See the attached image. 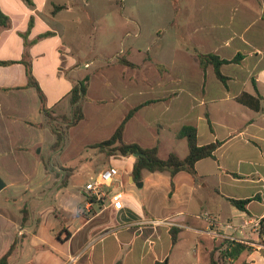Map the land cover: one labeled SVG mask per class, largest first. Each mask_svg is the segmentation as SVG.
<instances>
[{
  "label": "crops",
  "instance_id": "obj_1",
  "mask_svg": "<svg viewBox=\"0 0 264 264\" xmlns=\"http://www.w3.org/2000/svg\"><path fill=\"white\" fill-rule=\"evenodd\" d=\"M188 4L191 16L183 26L176 25V35L187 42L190 38L194 45L176 47L169 66L155 63L156 68L164 67L163 74L156 69L146 76L138 74L139 64L127 58L130 50L125 56L136 68L118 64L124 52H117L95 71L107 69L106 79L113 86L104 89V99L99 100L92 96L93 64L70 54L85 49L79 47V27L91 14L88 1L0 0V11L11 21L9 28L0 29V176L5 189L11 190L10 198L0 203V259L22 237L11 264H156L166 260L169 264H211L212 253L220 264H264V0L256 4L252 0H189ZM171 10L177 14L174 26L180 11L173 3ZM120 17L126 19L125 5ZM194 49L221 59L232 60L238 54L244 58L222 67L229 78L225 86L213 67L206 72L201 69ZM25 61L31 64L46 107L55 116L71 115V90L90 76L85 119L80 124L87 121L91 133L108 132L105 140L131 109L156 100L127 123V144L159 145L161 159L172 153L184 159L189 155L188 142L177 152V142L184 140L177 133L193 125L199 145H222L215 158L196 164V178L187 171L175 176L145 171L143 180L136 182L132 174L136 158L109 157L91 147L100 142L84 146L93 150L84 170L69 167L67 163L76 157L70 152L72 139L68 143L75 127L66 129L63 149L54 151L56 137L41 111L37 90L28 87ZM144 61L153 60L147 56ZM119 67L126 72L116 74ZM145 91L153 92L152 98L134 102ZM245 94L260 97V111L242 103ZM109 100H117L119 108L131 103L110 126ZM91 103L99 105L89 121ZM184 120L193 122L179 126ZM167 130L176 140L169 149ZM109 168H116L119 176L103 187L106 196L98 200L86 186ZM119 194L121 208L114 200ZM255 196L247 211L228 201ZM25 207H29V217L23 223ZM225 241L247 249L235 258L222 259L227 248L216 249Z\"/></svg>",
  "mask_w": 264,
  "mask_h": 264
},
{
  "label": "rangeland",
  "instance_id": "obj_2",
  "mask_svg": "<svg viewBox=\"0 0 264 264\" xmlns=\"http://www.w3.org/2000/svg\"><path fill=\"white\" fill-rule=\"evenodd\" d=\"M88 1V11L91 14H87V19L84 20V26L79 27L81 29V34L79 35L80 45L83 47L84 51L70 52V54L81 57V61L88 60L93 66V85L94 93L93 98L103 100V90L107 87L111 90L113 86L107 81L106 77L109 75L107 69H99L96 73L95 71L107 61V58L113 57L117 52H124L119 55V59L126 57L125 52L130 50L131 53L127 56L128 59L133 60L139 64L140 68L137 70L138 74L143 76L153 74L156 68L155 63H163L169 66L173 50L182 46H193L191 39L188 42L182 38L177 37V32L179 28L176 25H184L187 22V18L190 17L191 5L188 4L189 0H87ZM176 1V2H175ZM256 4V0H252ZM178 8L180 14H178V19H176V24L172 26L173 17L177 16L171 10V4ZM123 5L126 6V19L120 17V10H122ZM82 6H84L82 4ZM85 7V6H84ZM136 13V16L132 15ZM86 14V13H85ZM140 16V17H139ZM139 17V18H138ZM139 22L141 24V30L138 29ZM181 23V24H180ZM78 29V30H79ZM158 31H162L158 37ZM138 33V34H137ZM130 48H133L130 49ZM121 56V57H120ZM149 56L153 61H144L146 57ZM118 59V60H119ZM151 62L153 63L150 64ZM119 64V62H118ZM116 74L121 75L126 72V68L119 67L115 69ZM228 71V70H226ZM162 74L164 71H159ZM210 75V74H209ZM211 76L216 80L214 74ZM118 89V87H116ZM116 92V91H115ZM153 92L145 91L143 95L135 98L134 102H140L152 98ZM129 103H125L122 108L118 107V101L109 100L107 106H109L111 111L110 125H115L118 120V115L123 112L124 109L130 106ZM98 103H91L87 106V112L89 115V121L92 118V111L98 108ZM105 105L102 108L106 107ZM101 108V106H100ZM108 108V109H109ZM113 108V110H112ZM72 115V113H71ZM67 115H53L56 120L50 119V125L58 130H64L67 127V123L62 117H71ZM86 122L80 124V126L75 127L72 133L69 135L70 147H74L71 153L76 154L73 160H70L68 166H78L79 169L84 170L87 166L86 157L93 151L84 146L89 142H101L107 138L108 132L106 131H96L91 133V130L86 128ZM193 121L184 120L179 123V126L191 123ZM165 136L166 148H171L174 146L175 138L171 137L170 131L167 130ZM72 143V144H71ZM176 144L177 152L181 153L182 149L187 147V140H180ZM48 147H45V152L47 153ZM18 150V149H17ZM20 150V149H19ZM20 152V151H19ZM72 155V154H71ZM59 160V159H58ZM5 176V175H3ZM77 182L80 180L76 179ZM11 190L5 189L0 193V203H4L7 198H10ZM28 204L29 201H28ZM29 208V207H28Z\"/></svg>",
  "mask_w": 264,
  "mask_h": 264
},
{
  "label": "trees",
  "instance_id": "obj_3",
  "mask_svg": "<svg viewBox=\"0 0 264 264\" xmlns=\"http://www.w3.org/2000/svg\"><path fill=\"white\" fill-rule=\"evenodd\" d=\"M31 4V0H26ZM64 7H58V9H63ZM262 18L264 19V13ZM11 25L10 18L0 11V29L9 28ZM194 52L198 55L200 67L206 72L209 67H213L215 70V74L217 78L227 86L229 78L222 73V67L224 65L232 64V63H240L243 60V55L238 54L234 59L227 60L221 59L218 55L215 54H206L201 52L199 49H194ZM120 65H124L127 67L136 68L137 65L130 62L126 57H122L118 60ZM15 62H1L2 65H10ZM26 66V72L28 77V87L35 88L40 97L42 108L41 111L45 115V117L50 122L56 120L53 118L54 112L49 110L46 107V97L45 94L35 79L32 71L31 64L28 62H24ZM164 67H159V71H164ZM90 76H86L83 80L76 83L70 93V105L72 108L71 117H62L67 123L66 129H71L78 126L85 119V111L84 105L88 101V90L90 85ZM242 103L247 105L248 107L260 111V97L255 98L250 95H243L241 98ZM157 102L156 100H149L139 106L131 109L129 113L126 115L122 123L116 129L115 133L107 140L94 144L91 147L95 149H100L109 157H129L133 156L136 153L143 154L144 157L137 158L135 160L134 168H133V177L136 182H141L143 180V173L145 171L155 173V172H168L171 176H175L177 173L181 171H187L191 173L195 178L197 177L196 173V164L207 158H215V152L222 145L221 142H216L208 145L201 146L198 142V130L193 125H185L183 126L179 132L177 133V138L186 139L189 146V155L181 159L178 155L172 153L169 155L167 159H161L159 156V145H156L152 148H143L139 144H127L124 140L125 129L127 123L131 118H133L139 110L142 108L149 106L153 103ZM49 122V125H50ZM51 130L53 131L56 140L52 146L54 151L62 150L66 140H67V131L58 130L55 127L51 126ZM212 127V125H211ZM257 196L247 198V199H232L228 198V201L237 209L241 211H247V206L257 200ZM21 214L23 215V223H26L29 217L28 208L25 207L22 209ZM173 242H176L177 236L175 232H172ZM22 237H17L10 250L0 259V264H11V260L13 258L14 252L20 244ZM227 248L226 251H223L221 254V258L225 259L228 257L235 258L242 251L247 249V246L225 241L223 244L217 248L216 250H223ZM216 252V251H215ZM117 264H121L118 262ZM156 264H169L166 260L164 262H157ZM211 264H220V261L216 259L215 253H212L211 256Z\"/></svg>",
  "mask_w": 264,
  "mask_h": 264
},
{
  "label": "built area",
  "instance_id": "obj_4",
  "mask_svg": "<svg viewBox=\"0 0 264 264\" xmlns=\"http://www.w3.org/2000/svg\"><path fill=\"white\" fill-rule=\"evenodd\" d=\"M119 176V171L116 168H109L102 172L97 178H95L91 183L87 184L86 191L96 197L98 200L103 199L106 194L103 191V187L111 183L115 178ZM120 194L114 196L116 201V207L121 208L123 205L120 202ZM204 217L213 221L209 213H205ZM264 223V217H263Z\"/></svg>",
  "mask_w": 264,
  "mask_h": 264
},
{
  "label": "water",
  "instance_id": "obj_5",
  "mask_svg": "<svg viewBox=\"0 0 264 264\" xmlns=\"http://www.w3.org/2000/svg\"><path fill=\"white\" fill-rule=\"evenodd\" d=\"M136 159L140 158V157H144L143 154L140 153H136L133 155ZM141 184V183H140ZM7 184L6 182L2 179V177L0 176V192H2L5 188H6Z\"/></svg>",
  "mask_w": 264,
  "mask_h": 264
}]
</instances>
